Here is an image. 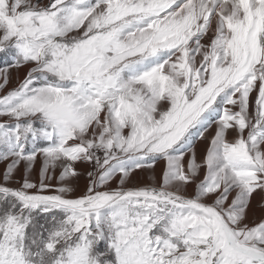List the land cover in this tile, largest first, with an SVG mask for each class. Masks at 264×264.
I'll return each mask as SVG.
<instances>
[{
    "label": "snow or ice",
    "instance_id": "snow-or-ice-1",
    "mask_svg": "<svg viewBox=\"0 0 264 264\" xmlns=\"http://www.w3.org/2000/svg\"><path fill=\"white\" fill-rule=\"evenodd\" d=\"M0 54V264H264V0H0Z\"/></svg>",
    "mask_w": 264,
    "mask_h": 264
},
{
    "label": "rangeland",
    "instance_id": "rangeland-1",
    "mask_svg": "<svg viewBox=\"0 0 264 264\" xmlns=\"http://www.w3.org/2000/svg\"><path fill=\"white\" fill-rule=\"evenodd\" d=\"M45 3L48 2V0H44ZM20 71L21 69H10V74H11V81L9 86L13 84L12 86H15L14 83L18 82L17 78L13 76V71ZM17 85V84H16ZM231 137V136H230ZM210 139V134L201 142L197 143L195 150L197 154L198 161L202 162L204 156L206 155L208 143ZM188 159V156L185 157V160ZM78 171L80 172V176L77 178H73V187L75 189L74 195L79 196L82 195L84 191H86V188L89 184V177L87 175L88 172L92 171L93 169L91 168L90 165H78ZM4 169V164L1 165L0 167V172H2ZM165 169V164L162 162L161 164L155 165L153 169H148V170H139L140 174L136 175L133 174V181L129 185V187H143L146 185L152 184L154 181H161L163 177V172ZM35 171V176L34 180L38 181L39 179V165L37 168L34 170ZM59 172L60 170L57 169L56 177L51 180V183L53 185H58L59 184ZM114 187H118V185L113 182ZM193 188H189L188 192L191 194L193 192ZM260 202H261V196H255L253 202H252V210L249 214L250 220L251 219H258L262 216H264V212L261 211L260 209Z\"/></svg>",
    "mask_w": 264,
    "mask_h": 264
},
{
    "label": "crops",
    "instance_id": "crops-1",
    "mask_svg": "<svg viewBox=\"0 0 264 264\" xmlns=\"http://www.w3.org/2000/svg\"><path fill=\"white\" fill-rule=\"evenodd\" d=\"M0 55H2V54H0ZM3 63V61H0V64H2ZM12 69H15V68H12ZM25 73H26V69H21L20 71H13V76L15 77V79L17 78V81L19 82V80H21L23 77H24V75H25ZM18 82H16V83H14L15 84V86H12L13 84H11V86H8L9 88H14V87H16L17 85L16 84H18ZM208 136V134H206V137ZM231 138V137H230ZM201 141H203V140H201ZM201 141H198L197 143H199V142H201ZM197 145V144H196ZM162 162H160V163H157L158 165L159 164H161ZM156 164V165H157ZM1 165H3L2 163H0V167H1ZM259 219V218H258Z\"/></svg>",
    "mask_w": 264,
    "mask_h": 264
}]
</instances>
